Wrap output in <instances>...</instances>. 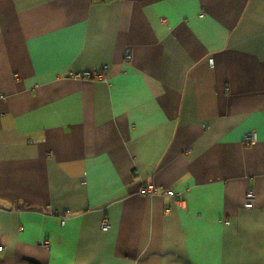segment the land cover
<instances>
[{"label":"crops","instance_id":"0c3cea01","mask_svg":"<svg viewBox=\"0 0 264 264\" xmlns=\"http://www.w3.org/2000/svg\"><path fill=\"white\" fill-rule=\"evenodd\" d=\"M0 264H264V0H0Z\"/></svg>","mask_w":264,"mask_h":264},{"label":"built area","instance_id":"2783aa9c","mask_svg":"<svg viewBox=\"0 0 264 264\" xmlns=\"http://www.w3.org/2000/svg\"><path fill=\"white\" fill-rule=\"evenodd\" d=\"M130 58L129 52L126 53V59ZM210 66H213V60L210 59L209 61ZM107 71V66H101L97 68L87 69L80 71L76 74H74V78L81 79V80H103L105 77V73ZM253 142H255V134L250 132L245 134L243 138V143L245 145H250ZM142 194H148V195H154L156 194V190L152 188L151 186H147L146 188H143L141 191ZM160 194L164 196H169L174 198L176 196L175 192L170 189H161ZM253 198L254 194L251 190H247L244 194V208L246 209H252L253 208ZM108 227V222L106 219H104L101 222V229L105 230Z\"/></svg>","mask_w":264,"mask_h":264}]
</instances>
